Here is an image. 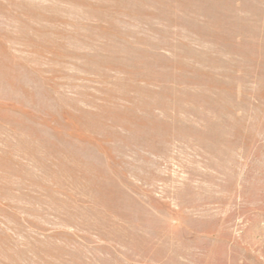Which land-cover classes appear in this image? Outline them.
I'll use <instances>...</instances> for the list:
<instances>
[{
	"label": "rangeland",
	"instance_id": "374dc122",
	"mask_svg": "<svg viewBox=\"0 0 264 264\" xmlns=\"http://www.w3.org/2000/svg\"><path fill=\"white\" fill-rule=\"evenodd\" d=\"M0 264H264V0H0Z\"/></svg>",
	"mask_w": 264,
	"mask_h": 264
}]
</instances>
